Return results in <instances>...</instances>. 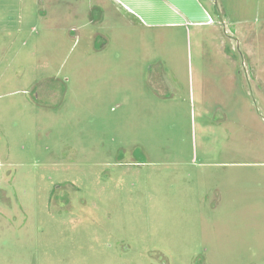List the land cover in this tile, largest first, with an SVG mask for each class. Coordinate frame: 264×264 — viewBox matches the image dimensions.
Here are the masks:
<instances>
[{"label":"rangeland","instance_id":"374dc122","mask_svg":"<svg viewBox=\"0 0 264 264\" xmlns=\"http://www.w3.org/2000/svg\"><path fill=\"white\" fill-rule=\"evenodd\" d=\"M0 264H264V0H0Z\"/></svg>","mask_w":264,"mask_h":264},{"label":"crops","instance_id":"0c3cea01","mask_svg":"<svg viewBox=\"0 0 264 264\" xmlns=\"http://www.w3.org/2000/svg\"><path fill=\"white\" fill-rule=\"evenodd\" d=\"M140 7H144V2L143 1H139L138 3H137ZM147 7L148 8H151V5L150 4H147ZM133 11H135V10H133ZM136 12V14H139L137 17L139 18V19H142L144 22H146V24H151L156 18H155V16L154 15H152L151 13H149L148 11H147V13L146 14H141L140 12H138V11H135ZM150 12H152V10H150ZM130 16H132V18L134 17V19H136V20H138L139 21V23H140V25H146L145 23L143 24L137 17H135L136 15H130ZM192 21L193 22H195V23H201V22H208V23H210L209 22V19H207V15L206 14H201V15H197V16H194V17H192ZM205 24H207V23H205ZM137 27H140L139 25H137ZM227 76H229V78L227 77V80H225V81H227L228 83V86L230 87V86H234L235 88H236V86H237V84H236V86H235V81L237 80V78L235 77V75H227ZM232 83H231V82ZM195 88V87H194ZM242 89H240V91H241ZM215 92V91H214ZM213 92V90L211 91V92H208V96L209 95H214V94H216V92L214 93ZM198 95L201 97V95L198 93ZM233 95H235V97L236 96H238V91L237 92H234L233 94H232V96ZM207 96V95H206ZM234 97V96H233ZM202 98H198V100H201ZM262 109V108H261ZM260 109H259V107H258V111H259ZM259 113V112H258ZM222 114V113H221ZM260 114V113H259ZM228 116V115H227ZM218 117H222V116H218ZM230 117V115L227 117V119ZM221 120V119H220ZM229 120V119H228ZM228 163L227 164H230L231 166H238V162L237 161H233V160H229V161H227Z\"/></svg>","mask_w":264,"mask_h":264}]
</instances>
